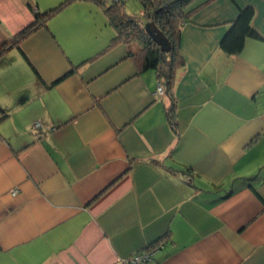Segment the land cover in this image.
Segmentation results:
<instances>
[{
	"label": "crops",
	"instance_id": "1",
	"mask_svg": "<svg viewBox=\"0 0 264 264\" xmlns=\"http://www.w3.org/2000/svg\"><path fill=\"white\" fill-rule=\"evenodd\" d=\"M63 1L0 0V47ZM197 5L179 37L178 132L156 70L109 47L116 30L92 1L3 53L0 264H120L149 249L152 264H264V0ZM246 6L263 39L228 54Z\"/></svg>",
	"mask_w": 264,
	"mask_h": 264
},
{
	"label": "trees",
	"instance_id": "2",
	"mask_svg": "<svg viewBox=\"0 0 264 264\" xmlns=\"http://www.w3.org/2000/svg\"><path fill=\"white\" fill-rule=\"evenodd\" d=\"M73 1L64 0L47 11H38L37 9L35 21L13 36L6 44L1 45L0 57L9 48L20 46L25 38L40 27H47L49 19ZM89 1L101 8L116 30V36L112 39L109 47L124 43L127 48L126 58L139 61L144 70H156L160 83L165 87L163 96L169 97L166 106L169 122L178 132V104L173 94V87L176 72L184 64V58L179 49V37L183 23L188 20L199 5L193 6L194 0H139L142 5V13L141 15H132L126 9V0ZM254 16V7L240 8L238 16L231 22L228 32L222 39L221 47L224 51L228 54H239L243 50L247 38L263 39L253 26ZM150 22H155L169 39V51L163 50L147 30V24ZM6 117L7 115L1 117L0 120Z\"/></svg>",
	"mask_w": 264,
	"mask_h": 264
},
{
	"label": "built area",
	"instance_id": "3",
	"mask_svg": "<svg viewBox=\"0 0 264 264\" xmlns=\"http://www.w3.org/2000/svg\"><path fill=\"white\" fill-rule=\"evenodd\" d=\"M165 93V87L162 83H159L156 94L163 96ZM36 127H41V124L37 122ZM156 254V249H149L143 252L136 253L130 257L120 261V264H152Z\"/></svg>",
	"mask_w": 264,
	"mask_h": 264
},
{
	"label": "water",
	"instance_id": "4",
	"mask_svg": "<svg viewBox=\"0 0 264 264\" xmlns=\"http://www.w3.org/2000/svg\"><path fill=\"white\" fill-rule=\"evenodd\" d=\"M147 30L163 50H170V42L166 35L157 27L155 22L147 24Z\"/></svg>",
	"mask_w": 264,
	"mask_h": 264
},
{
	"label": "rangeland",
	"instance_id": "5",
	"mask_svg": "<svg viewBox=\"0 0 264 264\" xmlns=\"http://www.w3.org/2000/svg\"><path fill=\"white\" fill-rule=\"evenodd\" d=\"M126 9L132 15H141L142 5L139 0H126Z\"/></svg>",
	"mask_w": 264,
	"mask_h": 264
}]
</instances>
